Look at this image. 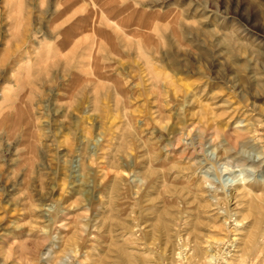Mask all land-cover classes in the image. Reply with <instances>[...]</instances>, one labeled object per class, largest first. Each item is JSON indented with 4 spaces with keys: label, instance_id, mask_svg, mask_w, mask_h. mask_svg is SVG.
I'll use <instances>...</instances> for the list:
<instances>
[{
    "label": "rangeland",
    "instance_id": "374dc122",
    "mask_svg": "<svg viewBox=\"0 0 264 264\" xmlns=\"http://www.w3.org/2000/svg\"><path fill=\"white\" fill-rule=\"evenodd\" d=\"M217 1L203 16L197 0H0V264H262V233L235 248L256 214L223 195L264 185V114L237 156L219 154L222 137L199 150L182 131L200 126V107L227 129L264 107V60L252 75L234 52L249 68L240 80L222 37L246 40L213 19ZM263 22L246 25L262 57ZM163 209L182 223L167 229Z\"/></svg>",
    "mask_w": 264,
    "mask_h": 264
},
{
    "label": "bare ground",
    "instance_id": "6f19581e",
    "mask_svg": "<svg viewBox=\"0 0 264 264\" xmlns=\"http://www.w3.org/2000/svg\"><path fill=\"white\" fill-rule=\"evenodd\" d=\"M197 1H198L199 11H202L203 16H204L205 15L204 13H206L205 9L207 8L208 2H207V0H197ZM256 1L259 2V4L257 6H254V8L250 10V11H253V13L251 12L250 14H249V12H247L248 7L241 8L240 3H239L240 1L238 2V0H220V2L217 1V3H215V5H214V12L212 13L213 19L216 22H222V23H226V24L231 23V25L236 26V32L238 34H240L242 37H244L246 40V44L242 43L239 39H236L235 38L236 35H234L232 33L225 34L222 37L223 42L224 41L226 42L227 40L229 41L228 53H230V55H231V60H230L231 64H233L237 67V71H236L237 73H240V75L243 74V75H241L240 80H243V79L245 80L247 78V74H248L247 70L249 68H248V66H246V63H239L238 64L236 62L235 55L233 54L234 52H236L238 54V56L244 57V59L247 60V62L248 61L253 62L250 65L251 73H253L252 75L257 74L256 66H259V60L260 59L262 61L264 60V58H263L264 55L262 57L260 55L261 53L258 54L257 50L254 48V45H252L258 39L254 38L252 36L251 31L246 27V25H250V26L252 25L253 26L252 28H254V24H252V21H254L258 18L264 17V0H256ZM221 5H224V6H221ZM221 8H223L224 10H222ZM227 15L232 16V20L229 22H228L229 18L226 19L224 17ZM241 21H243L245 24H243ZM93 24H94V22H93ZM201 26H202V24H199V26H198V39L197 40L199 41L200 46H203L204 45L203 39L205 37V31ZM261 26L264 29V22ZM115 28L117 30L120 29V27L117 25L115 26ZM94 33L95 32H93V34ZM249 40H250V42H247ZM263 45H264V43H262V46ZM246 52L248 53V56L245 55ZM257 57H259V60ZM248 58H250V59L248 60ZM227 72H228V74L235 73V71H233L232 67H229ZM261 72H263V71H261ZM253 77L256 80L262 79V78H260V76H258V77L253 76ZM222 78H224V77H222ZM238 78H239L238 76L236 77L235 75H233L231 77H225L224 79H225L227 85H229L228 86V87H230L229 89L234 91L235 95H237L242 101H245L244 100V91L242 90V87L238 83V80H239ZM261 87H264V86H261ZM262 90H263V88H262ZM250 109H251L250 111H251L252 115L255 118H250L248 123H246V124H244V122H247L246 120L240 119L237 122H235L233 126H230L229 129H227V128H222L218 124L219 121L221 120V117L223 116V114H217V112H215L214 110L207 109L206 107L202 109V107H200L199 116H198L199 121H200V126L192 128L191 127L192 124H189L186 127H183L182 131L183 132L187 131L188 133H190V132L192 133V131L195 130V133L193 134V136H191V141H192L193 145H195V147L199 148V150H202L203 146H205V145H208V148H209L211 143H213L218 137H222V140L224 142L223 143L224 146L221 147L220 151L218 150L219 154H221L222 156H226V157H229L230 155H233V154L237 156V155L241 154V150H240L241 148L247 147V146H252L253 141L255 140V137L252 136V132L254 131L255 127H257L258 124L261 123V120L258 121L257 119L260 117L261 114H264V107L256 108L254 105H252V107ZM252 115H250V116H252ZM190 127H191V129H190ZM263 128H264V126H263ZM207 134H209V135H207ZM208 136H210V137H208ZM253 147H255V146L253 145ZM261 150L263 153H261L259 151L260 154L264 155V147H261ZM239 159H243L242 156H240ZM259 160H260L259 157H257L254 162L259 163L261 161V160L260 161ZM145 173L146 174H144L143 176H145L146 177L145 179H147V178L151 177V174L153 172L146 171ZM189 189L195 190V193H194L195 195L202 196V190L200 189L199 185L195 186L194 183H189ZM216 191H218V190H216ZM259 191L260 192L264 191V185L246 184V183H244L243 180H241L237 184H234L228 192L227 191L224 192L223 198L225 200H227V202H232V201L235 203L239 202L237 204V206L239 205L242 207L241 209H243L242 211H240V213H242L244 215H249V216L256 214V217L254 218V221H253L254 226L250 225L251 228L249 226V228L245 229V231L252 233L254 231V228H255L254 234L248 235L249 234L248 233L246 236L247 240L244 239V241H242L241 247L238 246L239 242L237 240V246H235V248L237 249L236 250L237 252L241 249L244 251H250L251 250L250 248L254 243L253 236L255 235V233H258L257 235H259V234L261 235V233L264 235V195L258 194ZM213 194H214V192H213ZM210 196H212V194H210ZM214 197H216V196H214ZM218 201H219V199H218ZM161 213L164 216L168 217V218H166L167 220L164 223V225L167 229H169V228L171 229L177 223H179V224H180V222L182 223L181 218H177L178 219L177 220L176 218L173 217V215L169 214L166 211V209H163L161 211ZM235 215H236V213H235ZM210 230L212 232L221 233L223 231V228L219 225L212 224V225H210ZM209 237L213 238L212 236H209ZM209 237L206 239L207 240L205 242L206 245H208V246L214 245L216 242V239L214 238L213 241H215V242L212 243V242L208 241V240H211ZM218 242L221 243L220 241H218ZM239 247H240V249H239ZM234 258H236V255H234ZM117 260H118L119 264H128V262H129V258L128 257L126 258L125 256H123V254L122 255L120 254V257H118ZM241 260L242 259H239V261H241ZM212 261H214V257H212L211 259H208L207 264H209ZM261 263L264 264V259H263V261H261Z\"/></svg>",
    "mask_w": 264,
    "mask_h": 264
}]
</instances>
